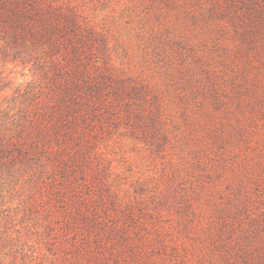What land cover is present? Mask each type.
I'll use <instances>...</instances> for the list:
<instances>
[{"label":"rangeland","instance_id":"374dc122","mask_svg":"<svg viewBox=\"0 0 264 264\" xmlns=\"http://www.w3.org/2000/svg\"><path fill=\"white\" fill-rule=\"evenodd\" d=\"M254 2L56 0L106 84L103 105L56 131L41 114L60 107L49 57L0 42V134L26 149L0 175V264H264Z\"/></svg>","mask_w":264,"mask_h":264},{"label":"trees","instance_id":"16d2710c","mask_svg":"<svg viewBox=\"0 0 264 264\" xmlns=\"http://www.w3.org/2000/svg\"><path fill=\"white\" fill-rule=\"evenodd\" d=\"M254 1L256 5L252 19L263 21L264 0ZM79 32L80 24L76 14L65 11L56 0H0L2 55L17 59L40 48L42 53L49 57L51 68L57 76L58 80L54 81L53 85L59 91L57 96L60 107L49 104L47 110L41 113L42 116L48 115L47 118L52 121L50 126L55 131L60 126L70 123L74 125L80 116L78 110L82 106L85 110H91L104 103L105 82L102 79L93 80L94 77L90 75L88 68L81 67L78 60L81 55ZM61 39L67 41L65 48L69 50L62 62L55 56L61 51ZM31 57L33 58V55ZM40 67L43 76L48 77L49 71L42 65ZM28 123L31 127H39L37 120L31 119ZM23 129L27 132L30 130L25 127ZM19 137L8 135L6 132L0 134L1 176L4 170L12 168L25 158L26 149L22 147Z\"/></svg>","mask_w":264,"mask_h":264}]
</instances>
